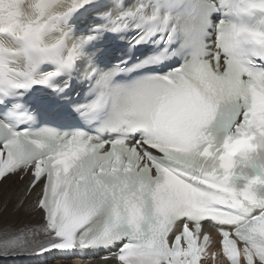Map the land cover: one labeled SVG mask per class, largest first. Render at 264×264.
<instances>
[{"label":"snow or ice","instance_id":"6c2138e0","mask_svg":"<svg viewBox=\"0 0 264 264\" xmlns=\"http://www.w3.org/2000/svg\"><path fill=\"white\" fill-rule=\"evenodd\" d=\"M12 177L0 264H264V0H0Z\"/></svg>","mask_w":264,"mask_h":264},{"label":"bare ground","instance_id":"6f19581e","mask_svg":"<svg viewBox=\"0 0 264 264\" xmlns=\"http://www.w3.org/2000/svg\"><path fill=\"white\" fill-rule=\"evenodd\" d=\"M26 203L22 206V201ZM0 214L18 228H35L37 231L42 226L41 214L36 212V196H25L24 186L20 185L15 177L0 184ZM51 257L48 258L50 262ZM16 264H46L45 261H35L30 257H24ZM66 264H78L76 261H68Z\"/></svg>","mask_w":264,"mask_h":264}]
</instances>
